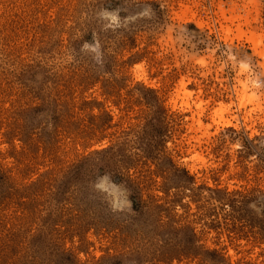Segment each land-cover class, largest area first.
Listing matches in <instances>:
<instances>
[{
	"label": "rangeland",
	"instance_id": "374dc122",
	"mask_svg": "<svg viewBox=\"0 0 264 264\" xmlns=\"http://www.w3.org/2000/svg\"><path fill=\"white\" fill-rule=\"evenodd\" d=\"M0 264H264V0H0Z\"/></svg>",
	"mask_w": 264,
	"mask_h": 264
},
{
	"label": "bare ground",
	"instance_id": "6f19581e",
	"mask_svg": "<svg viewBox=\"0 0 264 264\" xmlns=\"http://www.w3.org/2000/svg\"><path fill=\"white\" fill-rule=\"evenodd\" d=\"M250 99V98H249Z\"/></svg>",
	"mask_w": 264,
	"mask_h": 264
}]
</instances>
